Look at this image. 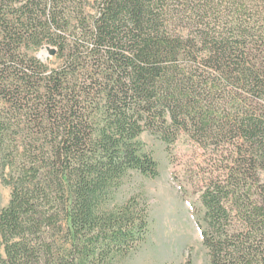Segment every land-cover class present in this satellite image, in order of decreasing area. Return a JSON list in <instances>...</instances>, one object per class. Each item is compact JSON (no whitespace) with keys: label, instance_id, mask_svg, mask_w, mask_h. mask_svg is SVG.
<instances>
[{"label":"trees","instance_id":"1","mask_svg":"<svg viewBox=\"0 0 264 264\" xmlns=\"http://www.w3.org/2000/svg\"><path fill=\"white\" fill-rule=\"evenodd\" d=\"M146 130L230 152L200 194L203 243L210 264H264V0H0V264L136 251L148 215L113 194L159 175Z\"/></svg>","mask_w":264,"mask_h":264},{"label":"rangeland","instance_id":"2","mask_svg":"<svg viewBox=\"0 0 264 264\" xmlns=\"http://www.w3.org/2000/svg\"><path fill=\"white\" fill-rule=\"evenodd\" d=\"M35 54H42L39 58L50 68L60 64L51 49L43 48ZM141 140L158 162L159 175L148 177L130 171L113 198L114 203L132 198L139 202L148 215L149 233L136 251L115 264H210L197 220L205 225L200 218V194L210 177L226 171L230 152L204 148L185 134L166 143L146 130ZM6 173L0 167V211L11 198V187L4 182ZM260 178L264 181V170Z\"/></svg>","mask_w":264,"mask_h":264},{"label":"water","instance_id":"3","mask_svg":"<svg viewBox=\"0 0 264 264\" xmlns=\"http://www.w3.org/2000/svg\"><path fill=\"white\" fill-rule=\"evenodd\" d=\"M42 55V54H41Z\"/></svg>","mask_w":264,"mask_h":264}]
</instances>
